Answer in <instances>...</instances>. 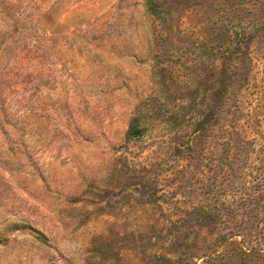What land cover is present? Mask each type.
<instances>
[{
    "label": "rangeland",
    "instance_id": "374dc122",
    "mask_svg": "<svg viewBox=\"0 0 264 264\" xmlns=\"http://www.w3.org/2000/svg\"><path fill=\"white\" fill-rule=\"evenodd\" d=\"M0 264H264V0H0Z\"/></svg>",
    "mask_w": 264,
    "mask_h": 264
},
{
    "label": "trees",
    "instance_id": "16d2710c",
    "mask_svg": "<svg viewBox=\"0 0 264 264\" xmlns=\"http://www.w3.org/2000/svg\"><path fill=\"white\" fill-rule=\"evenodd\" d=\"M132 128H133V126H131V129H130V131H129V134H132V132H133V131H132Z\"/></svg>",
    "mask_w": 264,
    "mask_h": 264
}]
</instances>
